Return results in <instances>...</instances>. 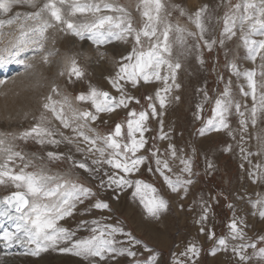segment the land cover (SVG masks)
Returning <instances> with one entry per match:
<instances>
[{
	"label": "rangeland",
	"instance_id": "rangeland-1",
	"mask_svg": "<svg viewBox=\"0 0 264 264\" xmlns=\"http://www.w3.org/2000/svg\"><path fill=\"white\" fill-rule=\"evenodd\" d=\"M101 1L102 11L97 15H110L114 18L125 15L104 10L105 3L125 9L127 15L122 27H126L130 20L132 28L138 31L147 22L142 15L144 8L141 0ZM244 2L245 0H161L163 8L160 15L164 23L157 25V35L162 42L165 24L170 26L168 42L171 45V55L166 58L173 65L180 64L176 69L174 81L167 65L158 70L161 75L169 76L167 83L170 91L167 94L163 91L164 82L161 84L163 87L161 95L166 94L163 95L165 99L163 108L149 93L150 89L156 87L152 84L159 82L155 77L151 81H156L152 83H145L140 79L135 87L120 80L124 96L134 99L128 102L127 107H118L112 112L97 113L90 102H78L75 99L81 93L88 94L94 87L108 92L118 101L121 92L113 88L110 79H116L119 68L129 63L123 58L132 53L134 47L138 52L147 51L150 44L155 42V37L152 41L141 37L142 44L136 45L133 32L131 35L126 34L127 39L112 38L110 42L99 46L100 48L87 40L88 55L91 58H82L75 51L71 54L70 58L76 60L84 75L78 80L73 77L70 83L68 76L57 74L54 85L57 88L62 85V91L58 89L59 94L50 91L47 95H51L54 101H60L67 96L72 106L74 105L73 108L80 106L81 111H89L96 115L95 122L88 121L80 131L96 139L97 147L105 148L104 156L95 150L89 151L90 145L82 137H77L71 129L63 128L53 117V125L56 123L58 126L54 128L56 136L49 139L60 141L57 144L45 142L41 145L33 136L34 138H20L15 146L11 135L8 136L7 147L13 152L21 153L25 158L20 160L19 157H14L13 161L9 162L15 173H19L24 164L28 163L25 172L46 169L44 173L61 178L60 183L83 185L82 187L90 189L91 195L87 197L88 199L83 198L82 203L74 201L75 207L72 211L76 220L71 219V223L68 222L70 224L67 225V230L74 233V241L91 237L93 227L112 226L122 230L113 237L117 242L115 246L136 253L135 257L106 256L103 261L92 258L97 260L98 264H145L152 256L156 257L154 264H245L234 251L239 250L241 245L245 246L243 254L249 257L246 264H264V256L259 255L260 249H264V219L259 216L261 206L257 204V201L264 200V110L258 108L256 123L253 125L251 111L253 101L250 95L246 97L243 94L251 92L243 73L252 70L256 72L254 79L257 81V99L264 93V87H261L264 85L263 61L261 54H257L255 61L249 59L241 39L239 25L233 29L236 34L231 39L227 35L222 36L225 14H232L235 6ZM252 2L260 6V0ZM201 8L206 9L201 17L205 27L202 39L193 22L195 12ZM240 13H243L242 7ZM91 16L77 14L72 17L80 20L93 18ZM177 28L184 31L177 32ZM113 31L119 32L120 29L114 28ZM72 37L74 40L77 39L75 36ZM254 39L259 40V37ZM221 40L224 41L223 44L220 43ZM205 41L211 44V49L205 46ZM76 42L72 41V45L74 46ZM98 50L106 54L105 57H98L93 53H98ZM107 53L112 55L113 61L109 60ZM56 60L57 58L54 59ZM57 61L56 68L58 66V69L62 70L63 62L57 64ZM237 72L240 74L237 75ZM52 74L48 70L47 76L50 77ZM47 76L44 75L45 78ZM46 88L47 82L42 80L38 90L42 94ZM226 89L229 93L227 98L223 96ZM41 94L38 97L42 103L40 105H43L45 97ZM148 95L149 98L153 97V100H146ZM217 99L231 101L228 112L224 115L227 127L221 126L220 130L208 125L210 119L219 125L220 117H214L213 113ZM150 103L156 109V116L152 115ZM236 105H240L239 111ZM65 110L67 112V109ZM130 111L147 114L143 137L147 142L143 150L136 153L137 157H145L144 163L139 165L137 170L125 175L104 162L112 158V150L106 148L102 138L112 135L121 145L129 143L127 122ZM36 120L37 122L30 126L24 122L21 130L29 131L41 123L39 116ZM241 120L245 121L243 126ZM118 124L121 125L119 137L115 136ZM56 128H59V132ZM201 129H204L203 135ZM161 136L165 138L161 139ZM64 137L72 139L73 142L69 143ZM136 137L139 139V133H136ZM49 152L60 158L50 159L47 155ZM154 152L155 156L152 155ZM127 156L129 159L133 158L131 153H127ZM156 159L167 162L170 171L164 170V175H161L157 171ZM182 161L189 165L190 171H182L185 167ZM79 163H84L88 170L77 167ZM113 175L117 179L124 177L133 182L140 180L150 185L156 191L149 195L163 199L167 205L166 209L159 214L158 219L149 216L139 198L133 197L135 184L122 188L114 184L109 185V178ZM164 176L173 181L179 177L181 180H191L192 183L183 185L177 192H173L165 184ZM16 190L10 182L0 185V197L10 195ZM97 202L106 203L109 207L104 210L95 209L94 205ZM93 221H98V224H94ZM233 221L243 232V239L232 238L229 225ZM59 226L63 227V224L59 222ZM220 239L226 241V246L218 244ZM251 244H255L256 247H248ZM191 245L199 250L198 255L194 256L191 253L185 255ZM66 246H70V243ZM58 253L59 251L51 259L54 264L60 262L89 264L87 260L71 253H65L64 257Z\"/></svg>",
	"mask_w": 264,
	"mask_h": 264
},
{
	"label": "snow or ice",
	"instance_id": "snow-or-ice-1",
	"mask_svg": "<svg viewBox=\"0 0 264 264\" xmlns=\"http://www.w3.org/2000/svg\"><path fill=\"white\" fill-rule=\"evenodd\" d=\"M21 3H29L31 7L36 8L37 4L35 0H0V17L9 14L15 5ZM143 4V17L146 18V23L140 30H134L131 25V21L127 22L126 27H122L125 23V16L127 13L123 7L113 6L112 4H103V9L111 12L124 13V16L113 17L110 15H97L102 11L100 4H94L87 2H80V0H47L42 6L38 7V10L29 12L25 15L16 13L9 18H0V66L8 63L16 62L24 65L26 69H31L32 64L29 60L34 59L35 56L29 57V60L20 59L22 53L33 52L34 54L42 53L45 41L48 39L46 33L48 29L60 26L59 30L67 32L72 36L77 37L79 40L91 41L93 45L99 47L105 43L110 42L112 38L115 39H127L128 35L135 33L134 39L136 45H141V37L147 38L152 41L155 37V42H152L147 51H137L136 47L133 48L126 59L129 61L127 64H123L116 74V79H110V83L116 91L121 92V97L117 101L111 97L108 92L100 91L96 88H91L88 94H79L75 97L78 102H90L92 107L97 113L99 112H112L118 107H127L128 102L134 99L133 97H125L123 94V87L119 81L124 80L126 83H131L134 87L138 81L142 79L145 83L151 82L155 77L157 81H163L165 86L163 91L167 93L170 91V86L167 81L168 75L161 76L158 71L163 65H167V68L171 70V79L175 80L176 69L180 67L179 63L173 65L167 60V56L171 55V45L168 42L170 26L165 24L163 30V41L161 42L160 36L157 35V25L164 23L160 13L163 8L161 0H141ZM68 4L67 8L61 6ZM241 7L243 13H240ZM205 8L198 9L195 12V20L193 21L196 29L201 33V39L205 27L202 23V14L205 12ZM77 14H91L94 19L90 22H79L70 20L68 17L76 16ZM183 15V11H181ZM54 22V23H53ZM239 25L241 31V39L244 46L247 49L248 57L250 60L255 61L257 54H261V59H264V39H254V37H264V0H260V6L252 2V0H245L241 4L235 6V10L232 14H225L224 17V29L223 35H227L229 39L236 33L234 28ZM13 28L12 32L5 33L3 29ZM120 29L119 32H114L113 29ZM184 29L177 28V32H183ZM128 34V35H126ZM189 35H195V33H189ZM8 36L9 39L6 43L3 41V37ZM223 40L220 41L223 44ZM181 43L183 39L181 38ZM214 43V42H213ZM205 46L211 49V44L205 41ZM53 53L48 52L42 55V59L45 64L49 62V56ZM134 60V63H133ZM65 67L59 72V75H67L69 82H72V78L80 79L84 72L79 67L75 59L65 60ZM131 69V71L129 70ZM151 70V71H150ZM239 75L240 73H236ZM248 82V87L251 92H244L243 94L251 96L253 101V107L251 109L253 120L255 125V116L258 108L264 110V93L259 95L257 99V81L254 79L256 72L254 70L243 73ZM264 75V73H262ZM6 83L0 80V85ZM264 87V85H261ZM52 93L59 94L58 88L54 85L51 89ZM229 95L226 89L223 96L227 98ZM160 102V107L165 106V99L160 96V91L156 93ZM46 101L43 104V108L46 112H50L52 117L59 121L60 125L65 129H71V131L77 136L82 137L83 140L90 145L89 151L95 150L99 152L101 156H104L105 148L97 147L96 139H93L84 134L80 129L86 126L88 121L95 122L96 115L89 111H79L73 108L71 101L67 96H64L60 101H54L53 97L49 95L46 97ZM138 102V101H137ZM59 105V107H57ZM231 101L228 99H217L215 101V108L213 109L214 117L219 116V125H217L213 119L208 121V125L215 130H220V127H227L224 121V115L228 112ZM152 110V115L156 116V109L154 106L149 105ZM237 111H239L240 105H236ZM67 109V112L65 111ZM243 115V113H241ZM129 120L127 122L129 143L121 145L117 142L112 135L103 137V143L107 149H111L112 158L106 159L104 162L111 167L118 169L125 173V175L138 169V166L143 164L145 157H137L136 153L140 149L144 148L146 143L144 132V121L147 119L145 112L137 114L135 111L128 113ZM41 123L37 124L31 130L21 134L22 139L29 137H35L38 144L43 145L45 142L50 144H57L60 141L49 137H54L56 132L53 128L45 126V122L48 121V117L44 114L40 117ZM80 123H76V122ZM241 125L245 124L244 120L240 121ZM75 124V126H73ZM136 133H139V139L136 137ZM201 134H204V129H201ZM115 136H121V125H117L115 128ZM164 139V136L160 137ZM69 143L73 140L64 137ZM4 140L0 139V152L7 154V159L4 163L0 164V185L8 184L17 189L10 195L0 199V218L11 222L13 230L9 231L5 229L0 233V241H3L6 247H10L13 243L20 244L25 247L27 251L26 255L38 256L42 252H46L49 249L53 251H60L62 253H71L72 255L81 257L89 262V264H98L97 260L92 258H98L99 261L105 260L106 256L127 255L129 257H135L136 253L126 249L117 248V243L113 237L121 233L122 230L112 226L93 227L91 232L93 235L86 239L73 240L74 233L69 232L64 227L59 226V221L65 219V217L72 215V210L75 207L74 201L83 202V198H87L91 195L90 189L78 186L76 184L69 185L67 182L60 183L59 177L47 175L41 169L36 172H25L24 169L29 166L28 163L24 164V167L20 169L19 173H15L9 166V162L13 161L14 157H19L20 160H24V156L19 152H13L11 148H5ZM127 153L132 154V159H129ZM48 157L50 159H59L60 157L49 152ZM153 156L156 155L154 152ZM173 155L175 153L173 152ZM30 163V162H29ZM163 163V168L161 164ZM185 167L182 171H190L189 165L182 161ZM157 171L164 175V170H169L167 162H162L160 159H156ZM79 168L85 169L87 166L84 163L76 165ZM211 166V165H210ZM165 184L173 191L177 192L180 187L186 184H191V180H181L179 177L175 181L168 176H164ZM135 184V190L133 197H138L140 203L144 206L149 216L156 219L159 218V214L163 212L167 205L166 202L158 198L154 194L155 189L148 184L143 183L140 180L135 182L125 179L124 177L116 178L115 175L109 178V185H116L118 188L132 187ZM185 192L187 188H184ZM257 204L261 206L259 216L264 219V200L257 201ZM254 207L256 205H253ZM94 207L99 210L107 209L109 206L103 202H97ZM205 217H202V219ZM94 224L98 222L94 221ZM229 228L232 233V238L243 239L244 234L239 230L237 223L233 221ZM211 235L209 239H211ZM70 246L58 247L60 244ZM132 243H138V241H132ZM218 244L222 247L226 246V241L220 239ZM248 247L255 248V244L248 245ZM245 249L244 245H241L239 250L234 249L239 259L242 262H247L249 257L243 254ZM148 250L147 248L145 249ZM198 255L199 250L191 245L187 248L186 254ZM215 254V251L212 253ZM259 255L264 256V249H260ZM156 257H150L145 264H154Z\"/></svg>",
	"mask_w": 264,
	"mask_h": 264
},
{
	"label": "bare ground",
	"instance_id": "bare-ground-1",
	"mask_svg": "<svg viewBox=\"0 0 264 264\" xmlns=\"http://www.w3.org/2000/svg\"><path fill=\"white\" fill-rule=\"evenodd\" d=\"M45 2H47V0H35V3L37 4L36 8L31 7L29 3H21L19 5H15L9 14L0 18H9L12 15H15L16 13L25 15L29 12L38 10V7L42 6L43 3ZM71 2L72 0H69V3ZM80 2H85V0H80ZM87 2L100 4L102 7L101 0H87ZM61 7L67 8L68 4H65ZM68 18L70 20H75L82 23L90 22L94 19L93 17V18H81L80 20H78L72 16ZM59 28L60 26H56L54 28L48 29L46 33L48 39L45 41V46L42 53L34 54L33 52L29 51L21 54L20 59H24V60H29V57L35 56L34 59L29 60V63L32 64L31 69H26L24 65H21L16 62H12L0 66V80L6 82L3 85H0V139L4 140L5 143L3 147L5 148H8L7 147L8 139H9L8 136L11 135V138L14 140L13 143L16 146V141L19 142L21 138V134L24 133V131L21 130V126L23 125V123L25 122L26 124H28V126H30L33 122H37L36 120L37 116L41 117L42 114L45 115V113H47V115L45 116L48 117V121H50V123L46 121L45 126L53 129L55 128V126H58L56 125V123L55 126L53 125V119L51 113L46 112L45 109L43 108V105H40L42 103L40 102L38 97L41 94L40 90L38 89L40 88L42 80L47 82V88L44 90V93H42L43 96L45 97L44 98L45 101H46V96L48 97L47 94L50 93L52 87L54 86V83H56L55 76L59 74L61 70L58 69L59 68L58 66L56 68V61L58 60L57 64L63 62V66H62L63 69L65 67V63H64L65 60L69 59L71 54L74 53V51L77 54H80V57L82 58H86V59L91 58V56L88 55L87 39L84 41H81L78 38L74 40L71 34L67 33L66 31L62 32L59 30ZM13 30H14L13 28H7V27L3 29L5 33L12 32ZM8 39H9L8 36H4L3 37L4 43H6ZM259 39H264V37H259ZM72 41H77L74 46L72 45ZM2 46L3 44H0V47ZM99 51L100 50H98V53L97 52H93V53H95V55L98 57L99 56L105 57L106 54L104 55V53H101V51L100 52ZM48 52L53 53V55L49 56V62L45 64L42 59V55L47 54ZM262 53H264V50H262ZM107 57L109 58V60L113 61V57L111 54L110 55L108 54ZM55 58H57L56 61H54ZM262 61L264 67V59H262ZM48 70H50V72L53 73L50 77L47 76ZM44 75H46L47 78H45ZM53 76L54 79H52ZM64 76L67 77V75ZM62 88L63 86L59 85L58 89L62 91ZM76 109L79 111L82 110L80 106L77 107ZM27 114L29 115L27 116ZM76 123H80V122L78 121ZM56 130L57 132H59V128L58 129L56 128ZM6 159H7V154L0 152V164L4 163ZM46 171L47 170L44 169V172ZM0 199L3 198L0 197ZM72 214L73 215L67 216L65 217V219L59 221L61 224H63V227L66 229H67V225L71 223L70 220L75 219L73 211ZM71 216L72 218H70ZM78 217L80 218V216ZM5 229L11 231L13 230V225L11 224V222L0 218V233H2ZM61 245H62L61 247L66 246L65 244H61ZM26 251L27 249L21 246L20 244L13 243L10 247H6L4 242L0 241V264H54L51 261V259L57 254V251H53L51 249H49L46 252L40 253V255L38 256L26 255L25 254ZM58 254H60L63 257L65 256V253H62L60 251ZM61 263L64 264L63 262H60L59 264Z\"/></svg>",
	"mask_w": 264,
	"mask_h": 264
},
{
	"label": "crops",
	"instance_id": "crops-1",
	"mask_svg": "<svg viewBox=\"0 0 264 264\" xmlns=\"http://www.w3.org/2000/svg\"><path fill=\"white\" fill-rule=\"evenodd\" d=\"M161 97H163V96H161ZM154 99H155L156 103L159 102V99L158 98L155 97ZM152 100H153V98H152ZM145 141H146V139H145Z\"/></svg>",
	"mask_w": 264,
	"mask_h": 264
}]
</instances>
